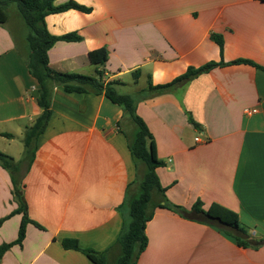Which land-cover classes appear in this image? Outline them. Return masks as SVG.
I'll list each match as a JSON object with an SVG mask.
<instances>
[{"label": "crops", "instance_id": "crops-1", "mask_svg": "<svg viewBox=\"0 0 264 264\" xmlns=\"http://www.w3.org/2000/svg\"><path fill=\"white\" fill-rule=\"evenodd\" d=\"M75 1L93 11L46 19L53 35L83 37L57 42L49 51L52 68L85 75L93 66L89 53L105 48L103 80L118 82L119 93L136 99L164 163L157 173L167 199L188 212L198 202L205 211L213 205L233 211L252 239L264 240V71L231 64L247 60L264 67V0ZM22 22L0 24V151L18 166L16 174L0 166V221L19 206L16 180L30 219L43 229L28 224L23 245L5 252L0 264H94L65 249V239L114 260L143 170L129 149L135 125L105 93L56 87L53 116L27 147L26 132L42 109ZM213 35L222 37V50ZM211 63L226 65L169 93L141 92L149 82L169 84ZM20 143L26 149L17 159L9 149ZM22 218L15 214L0 225V247L18 239ZM146 234L138 264H264V245L240 247L224 230L186 213L156 209Z\"/></svg>", "mask_w": 264, "mask_h": 264}, {"label": "trees", "instance_id": "trees-1", "mask_svg": "<svg viewBox=\"0 0 264 264\" xmlns=\"http://www.w3.org/2000/svg\"><path fill=\"white\" fill-rule=\"evenodd\" d=\"M62 0H0V24L4 25L8 21V11L12 4L17 6L18 12L27 28L26 43L28 47V69L30 74L37 80L39 85V96L37 103L42 109V114L36 119L34 124L28 128L25 137V145L28 147L33 140H36L46 130L52 116L53 110L51 101L53 91L56 87H62L66 93L70 94H103L114 104L121 106L124 114L135 125V135L129 141V149L142 171L138 173L137 185L138 193L129 202V215L124 222L123 229L119 235L117 246L120 249V256L114 264H138L141 254L146 250L149 240L146 234L147 224L155 214L156 209H168L179 214L184 213L192 217L200 218L208 224H212L228 235L232 236L237 244L243 248L259 249L264 245V240L252 239L246 227L238 221L237 213L222 209L217 205L211 206L207 211L202 209V203H196L190 212L180 206L172 204L166 197V189L161 185L157 170L164 166L159 159L154 138L145 123L137 113V101L129 94H121L116 87L118 82L105 84L104 72L101 69L108 60V52L105 48L89 53V60L92 65L97 67L95 76L63 73L52 68L50 64L49 51L57 42H82L83 37L75 32L56 36L50 33L47 26V17L53 14H60L70 10L90 14L93 9L75 0H67L57 4ZM213 40L223 49L224 42L221 36L213 35ZM231 64H249L264 71V67L251 61L239 60ZM224 63H211L202 68H190L186 74L177 78L175 81L165 85H154L149 82L146 89L141 91L147 97L171 92L177 86L193 79L195 76L208 72L216 67L224 66ZM139 71L133 75L138 80ZM189 120L195 126H199L189 115ZM0 166L16 174L18 166L15 159L0 151ZM18 182V181H17ZM14 182V196L18 201V208L11 215L0 221V225L15 214L23 216L19 229L18 239L11 244L0 247V259L15 245L22 246L26 238L28 224H34L43 229L41 225L32 221L28 214L27 203L18 187ZM63 247L67 250H76L83 253L94 264L107 263L105 253H98L91 249H82L78 240L65 239Z\"/></svg>", "mask_w": 264, "mask_h": 264}, {"label": "rangeland", "instance_id": "rangeland-1", "mask_svg": "<svg viewBox=\"0 0 264 264\" xmlns=\"http://www.w3.org/2000/svg\"><path fill=\"white\" fill-rule=\"evenodd\" d=\"M8 18L10 20L17 19L19 21H23L22 18H21V16H20V14H19V12H18L17 6L15 4H12L10 6V8H9ZM95 69L97 70V67L95 65H93L92 67H90V68L85 69L84 71H82V73L85 74V75L94 76L95 75L94 74L95 73ZM132 90H134V89H132ZM132 92L133 91H130V93H132ZM132 94H135V93H132ZM129 128H130V131H133L134 125H130ZM24 149H26L25 146L22 143H20V146L12 147V148L9 149V151H10L11 154H14L17 159H19V158L22 157V154H23ZM17 184H18V182H17ZM128 215H129V213H128ZM119 256H120V253H119V255L114 260H112V259L110 260L108 258L109 256H107L106 257L107 258V263L114 264L117 261V259H118Z\"/></svg>", "mask_w": 264, "mask_h": 264}, {"label": "built area", "instance_id": "built-area-1", "mask_svg": "<svg viewBox=\"0 0 264 264\" xmlns=\"http://www.w3.org/2000/svg\"><path fill=\"white\" fill-rule=\"evenodd\" d=\"M255 112H256V111H255ZM196 141H198V142H199V141H200V140H199V138H197V139H196Z\"/></svg>", "mask_w": 264, "mask_h": 264}]
</instances>
